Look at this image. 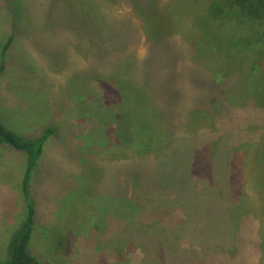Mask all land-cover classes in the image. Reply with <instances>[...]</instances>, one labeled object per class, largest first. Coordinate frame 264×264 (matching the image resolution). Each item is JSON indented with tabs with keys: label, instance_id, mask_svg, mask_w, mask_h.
<instances>
[{
	"label": "rangeland",
	"instance_id": "obj_1",
	"mask_svg": "<svg viewBox=\"0 0 264 264\" xmlns=\"http://www.w3.org/2000/svg\"><path fill=\"white\" fill-rule=\"evenodd\" d=\"M207 2L0 0V46L13 35L0 124L16 136L54 133L29 183L28 248L42 264H264V29L213 20ZM170 163L187 172L188 196L228 203L215 226L192 218L184 232L192 202L172 187L156 234L169 248L144 251L129 235L114 237L112 252L99 240L79 245L93 203L138 226L121 200ZM25 165L0 144V258L26 214Z\"/></svg>",
	"mask_w": 264,
	"mask_h": 264
},
{
	"label": "trees",
	"instance_id": "obj_2",
	"mask_svg": "<svg viewBox=\"0 0 264 264\" xmlns=\"http://www.w3.org/2000/svg\"><path fill=\"white\" fill-rule=\"evenodd\" d=\"M207 11L208 16L213 20L224 21L232 18L239 23H245L249 28L255 29L254 27H258L264 29V0H208ZM255 30L259 31L258 29ZM12 36L13 35L0 46V75L5 70L6 52L13 41ZM35 132L34 136H27V134L16 136L10 131L3 129L0 124V144L6 145L10 151H16V153H22L26 156V165L21 184L26 214L19 229L11 234L7 243L5 255L3 258H0V264H42L36 256L30 253L28 248L36 212L35 202L31 198L29 183L34 167L39 157L42 156L43 149L54 133L51 126ZM172 187H179L180 197L183 198L184 196H188L187 190L189 184L187 172L183 167L175 169V164L169 165L167 173L162 172L160 175L159 173L156 175H152L151 173L148 174L146 176V182L137 185V188L135 187V189H133L131 196L127 197L128 200H121V208L124 209V212L129 210L133 213L132 215L139 220L138 226H133L128 222L129 227H124V220H127L124 213H121L116 218H112V215L106 213L110 210L109 207L106 206V203L99 206V208H96L93 203L92 207L95 210L94 216L85 220L86 227L84 237L89 240L85 238L79 242V245L85 244L90 240H96V242L99 240L100 242L107 243L100 247L102 250L112 252L113 249L116 248L115 244H117L113 238L121 237L122 239L124 235H126V237L129 235L136 236L139 239L140 246L144 251H149L155 244L159 246L160 251L163 248H169L172 244L169 236L162 240L157 239L156 234L158 236V229L162 228L161 221L158 218V211L167 205L171 207L174 206L173 199L169 200L167 197H163L164 192L168 191L169 193L172 191ZM206 191L207 187L204 186L200 193L203 192L205 194ZM148 195L151 196L152 200L149 199ZM196 195L197 193L194 192L192 195L188 196L192 205H186L184 203L182 208L184 217L188 220L184 221L186 224L183 227L184 232L190 230L194 226L196 222L194 219L198 220L200 225H205V228H207L209 224L215 226L220 219L216 213H220L221 211L225 212L227 208L228 203L223 204L222 210L220 206L217 208L216 204L213 207L211 199H209L206 194L202 199H200L199 195L198 197ZM141 206H143V208H141ZM199 212H202L203 218L197 216ZM210 216L212 217L209 218ZM118 224H120L123 229L120 236ZM151 226L152 229L150 231H153L152 235L143 232L149 230ZM203 233L206 236L213 235V233H209V231H203ZM196 237L200 241L203 240V236L197 235ZM170 238L174 239L172 236ZM66 242H71L68 235H66ZM165 253L171 256L172 250ZM148 256L149 255H146L144 257L145 262L148 261ZM198 259L200 258L197 256H191V258L189 257L186 261L192 264H198Z\"/></svg>",
	"mask_w": 264,
	"mask_h": 264
}]
</instances>
